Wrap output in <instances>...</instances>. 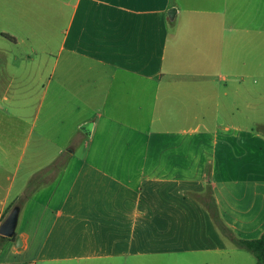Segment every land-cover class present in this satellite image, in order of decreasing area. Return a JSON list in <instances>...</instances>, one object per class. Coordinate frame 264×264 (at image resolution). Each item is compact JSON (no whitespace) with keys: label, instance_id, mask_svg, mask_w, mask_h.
Masks as SVG:
<instances>
[{"label":"crops","instance_id":"crops-1","mask_svg":"<svg viewBox=\"0 0 264 264\" xmlns=\"http://www.w3.org/2000/svg\"><path fill=\"white\" fill-rule=\"evenodd\" d=\"M13 203L0 264H255L220 224L264 235V0H0Z\"/></svg>","mask_w":264,"mask_h":264},{"label":"trees","instance_id":"trees-1","mask_svg":"<svg viewBox=\"0 0 264 264\" xmlns=\"http://www.w3.org/2000/svg\"><path fill=\"white\" fill-rule=\"evenodd\" d=\"M60 167H61V164L60 163H56L53 166L52 171L56 172V170H58ZM43 175H44V173L39 175V176H37V179H35V181L33 183L34 186L38 183V180H40V178H42ZM208 206H209V209H210L211 213L216 218V209H215L214 204H213V207H211V205H208ZM220 227H221L222 231L224 233H226L228 235V237L233 240V242L235 243V245L237 247H239L242 250H246V251L252 253L255 256L256 264H264V235H262L260 238L255 239V240L235 239V238H232V236H230V234L228 233V230L225 228V226L220 224ZM0 238H2L4 240H10V238H6V237H3V236H0Z\"/></svg>","mask_w":264,"mask_h":264},{"label":"rangeland","instance_id":"rangeland-1","mask_svg":"<svg viewBox=\"0 0 264 264\" xmlns=\"http://www.w3.org/2000/svg\"><path fill=\"white\" fill-rule=\"evenodd\" d=\"M33 143H34V141L33 140H31L30 141V146H29V152L32 150V147H33ZM57 175H59L60 173H59V171L56 173ZM55 174V175H56ZM32 187H34V184L32 185ZM43 193H45V192H42L41 194H40V198L41 199H45L46 197H45V195H42ZM28 197H30V194L29 195H27ZM28 199H25V200H23L22 202H21V205L24 203L25 204V202L27 201ZM53 204H54V202L51 204V206H53ZM34 205L36 206L37 204H36V202L33 204V203H29V204H27L26 206H25V210H30V209H32V207H34ZM208 205H211V207H213V204L212 203H208ZM16 206V203H13L11 206H10V208L8 209V212H7V215H6V217L10 214V212L12 211V209L14 208ZM5 217V218H6ZM24 217H25V215L23 214V217H21L20 218V226H18V229H17V233H19V231H20V229H22V227L24 226V223H25V219H24ZM224 233V232H223ZM225 234V233H224ZM16 237V236H15ZM15 237L14 238H12V239H10V240H14L15 239ZM9 240H4V239H2V238H0V246H1V244L3 245V244H6V243H8L9 244V242H8ZM7 244V245H8ZM244 251V253L246 254V255H248V256H250L251 257V259L254 261V263L256 264V258H255V256L252 254V253H250V252H248V251H246V250H243ZM21 260V258H19V257H16V256H13V254H12V252L11 251H9L8 249L6 250L5 249V252L1 255L0 254V262H8V261H11V262H13V261H20Z\"/></svg>","mask_w":264,"mask_h":264},{"label":"water","instance_id":"water-1","mask_svg":"<svg viewBox=\"0 0 264 264\" xmlns=\"http://www.w3.org/2000/svg\"><path fill=\"white\" fill-rule=\"evenodd\" d=\"M21 213V207L15 206L8 217L5 219V221L0 226V236L6 237V238H14L16 235L18 223H19V217Z\"/></svg>","mask_w":264,"mask_h":264}]
</instances>
